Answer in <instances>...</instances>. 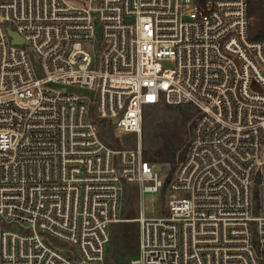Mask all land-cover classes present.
Instances as JSON below:
<instances>
[{"label": "built area", "instance_id": "built-area-1", "mask_svg": "<svg viewBox=\"0 0 264 264\" xmlns=\"http://www.w3.org/2000/svg\"><path fill=\"white\" fill-rule=\"evenodd\" d=\"M249 24L245 0H0V264H104L125 185L169 193L164 216L133 219L129 264H264V38ZM157 104L197 111L166 183L90 113L139 134Z\"/></svg>", "mask_w": 264, "mask_h": 264}, {"label": "rangeland", "instance_id": "rangeland-1", "mask_svg": "<svg viewBox=\"0 0 264 264\" xmlns=\"http://www.w3.org/2000/svg\"><path fill=\"white\" fill-rule=\"evenodd\" d=\"M93 17L98 18V13ZM89 45V51L96 49ZM37 74L40 73L38 63L32 60ZM163 66L170 67L171 63H163ZM86 99L92 101L96 98L94 92L77 90ZM197 111L190 105L171 106L157 104L147 106L144 110L141 132L139 134H120L115 128L109 131V142L114 149L132 148L140 143L142 149L155 158L157 155L166 153L176 148L175 168L181 160L178 157L184 151L189 140L192 125ZM154 171L163 183L171 179L173 172L169 163L151 162ZM168 191L161 189L157 193H139L136 185H125L120 198L119 216L120 221L114 223L109 229V241L106 249V264H129L130 260L138 252V224L133 221L138 217L139 212L145 218H156L164 216L167 210ZM3 224V223H2ZM4 226L21 230L18 224H3ZM52 246L61 248L68 254L76 253L66 245L60 244L53 239L46 238ZM105 264V261H104Z\"/></svg>", "mask_w": 264, "mask_h": 264}, {"label": "trees", "instance_id": "trees-1", "mask_svg": "<svg viewBox=\"0 0 264 264\" xmlns=\"http://www.w3.org/2000/svg\"><path fill=\"white\" fill-rule=\"evenodd\" d=\"M247 4V14L250 18V24L248 27V37L251 40H260L264 38V9H262L260 0H245ZM94 107H91L90 113L93 116L94 123L98 128V134L100 138L111 148L113 145L109 142V131L114 128L109 121L104 119H98L94 115ZM187 146V144H186ZM186 146L182 154L178 157L179 160H183L186 155ZM144 159L148 162H159V163H169L172 167L170 171L173 172L175 169V160H176V148L168 150L166 153L157 155L155 158H152L146 149L143 150ZM127 186V185H126ZM106 264V259H105Z\"/></svg>", "mask_w": 264, "mask_h": 264}, {"label": "water", "instance_id": "water-1", "mask_svg": "<svg viewBox=\"0 0 264 264\" xmlns=\"http://www.w3.org/2000/svg\"><path fill=\"white\" fill-rule=\"evenodd\" d=\"M8 34L11 36L12 38V42L13 43H21L22 42V38L18 36V34L10 29H8ZM117 120L116 119H111L110 123L112 124V126H114L116 124ZM255 183H259V177L258 174L256 175L255 178Z\"/></svg>", "mask_w": 264, "mask_h": 264}]
</instances>
